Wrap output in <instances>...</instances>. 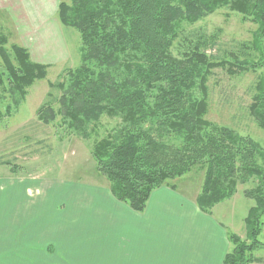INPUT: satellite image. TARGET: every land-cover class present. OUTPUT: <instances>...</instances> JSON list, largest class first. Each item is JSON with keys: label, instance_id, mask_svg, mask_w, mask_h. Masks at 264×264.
<instances>
[{"label": "trees", "instance_id": "16d2710c", "mask_svg": "<svg viewBox=\"0 0 264 264\" xmlns=\"http://www.w3.org/2000/svg\"><path fill=\"white\" fill-rule=\"evenodd\" d=\"M70 2L68 7L59 6L60 22L80 34L84 56L98 71L74 78L60 97L59 112L75 132L102 114L121 119L122 126L91 150L96 172L112 196L141 213L154 190L163 186L176 190L171 181L199 170L203 182L196 203L209 213L212 206L234 194L238 183L251 181L255 187L246 192L254 201L245 219L248 243L230 235L232 248L223 264H264V257L254 256L264 230V151L249 138L205 120L212 70L220 68L232 76L251 72L257 67L246 59L249 51L264 55V0ZM220 9L256 27L242 62L237 57H231L233 63L210 56L207 51L214 41L185 34L186 25L193 26ZM179 39L189 47L174 55L172 47ZM5 43L0 37V59L18 91L44 79L46 67L31 63L26 50L13 46L18 72L3 49ZM1 79L0 75V84ZM250 99L248 115L264 132L263 83L255 85ZM46 111L43 107L41 115ZM56 114L52 110V120Z\"/></svg>", "mask_w": 264, "mask_h": 264}, {"label": "rangeland", "instance_id": "374dc122", "mask_svg": "<svg viewBox=\"0 0 264 264\" xmlns=\"http://www.w3.org/2000/svg\"><path fill=\"white\" fill-rule=\"evenodd\" d=\"M61 4L68 7L71 2L52 0L49 8L52 9L51 17L42 18L41 25L36 19L33 22L35 26L32 23L24 31L15 26L11 15L0 10V37L6 40L3 49L14 68L20 71L11 50L13 46L26 50L31 63L46 67L44 79L22 86L20 92L0 59V166L8 165L10 174L25 178L102 179L91 157L92 147L110 131L122 126V121L117 116L102 114L84 130L75 132L67 126L69 119L61 116L60 97L69 91L74 78L87 71H98L84 56L80 34L61 24L58 17ZM28 15L32 17L33 14ZM184 29L185 34L193 33L196 37L204 36L215 42V46L207 51L208 55L234 63V57L238 62L244 60L245 46L251 47L256 27L242 21L238 14L220 9L193 26L186 25ZM187 43L183 39L176 41L172 47L173 54L189 47ZM249 52L246 59L257 67L254 71L237 72L232 76L220 68L212 70L207 84L205 120L249 138L264 151V132L255 126L247 112L255 85L258 82L264 84V55ZM196 96L201 94L198 92ZM43 107L49 111L42 116ZM52 110L58 113L53 120ZM45 118L46 122L43 121ZM202 182V172L194 170L169 184L183 194L198 197ZM254 187L251 181L238 183L230 198L209 210L216 213L229 233L243 243H248L245 219L254 206L253 199L246 192ZM258 240L261 248L254 256L264 257V230Z\"/></svg>", "mask_w": 264, "mask_h": 264}, {"label": "crops", "instance_id": "0c3cea01", "mask_svg": "<svg viewBox=\"0 0 264 264\" xmlns=\"http://www.w3.org/2000/svg\"><path fill=\"white\" fill-rule=\"evenodd\" d=\"M51 4L0 0V10L24 31L51 17ZM7 166H0V264H223L231 251L228 227L202 212L196 195L163 186L136 213L102 179L25 178Z\"/></svg>", "mask_w": 264, "mask_h": 264}]
</instances>
